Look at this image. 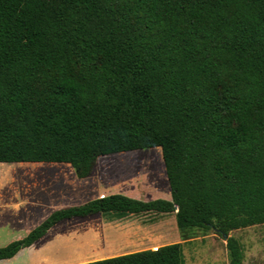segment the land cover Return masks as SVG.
<instances>
[{"label":"trees","instance_id":"obj_1","mask_svg":"<svg viewBox=\"0 0 264 264\" xmlns=\"http://www.w3.org/2000/svg\"><path fill=\"white\" fill-rule=\"evenodd\" d=\"M145 147L161 148L171 199L58 208L0 259L97 213L176 212L184 239L264 224V0H0V162L85 178ZM227 248L244 264L239 238ZM182 263L173 242L80 264Z\"/></svg>","mask_w":264,"mask_h":264},{"label":"rangeland","instance_id":"obj_2","mask_svg":"<svg viewBox=\"0 0 264 264\" xmlns=\"http://www.w3.org/2000/svg\"><path fill=\"white\" fill-rule=\"evenodd\" d=\"M110 192H124L144 200L170 199L161 148L100 156L86 178H79L74 168L64 162H0V246L25 236L57 208ZM51 232L38 249L49 250L56 259L75 253H84L89 259L98 257L108 248L105 236L113 233L124 238L121 251L141 250L182 238L174 212H146L123 219L101 214L75 217L59 223ZM228 236L239 238L244 264H264L263 223L231 230ZM181 245L182 264H230L227 238L214 230L196 228Z\"/></svg>","mask_w":264,"mask_h":264},{"label":"crops","instance_id":"obj_3","mask_svg":"<svg viewBox=\"0 0 264 264\" xmlns=\"http://www.w3.org/2000/svg\"><path fill=\"white\" fill-rule=\"evenodd\" d=\"M66 164H68V163H66ZM68 165H70V164H68ZM79 178H81V177H79ZM112 193H123V194L129 195V194L124 193V192H112ZM108 194H111V192L110 193H104V195H108ZM104 195H100V196H104ZM129 196H132V197L137 198L136 196H133V195H129ZM2 198L3 197L0 196V199H2ZM93 198H95V197H93ZM93 198H91V199H93ZM158 198H161V197H158ZM171 198H172V195H171ZM139 199H141V198H139ZM148 200H151V199H148ZM5 204L11 205L12 203H5ZM80 204H82V203H80ZM146 212L171 213V212H160V211H145V212H140V213H127V214H123V215L120 214V215H115V216L122 217V219H123V218L129 217V216L140 215V214L146 213ZM174 213H175V219H176V212H174ZM99 214H101V215H109V214H106V213H97V214H93V215L86 216L84 218L91 217V216H94V215H99ZM73 218H75V217H73ZM70 219H72V218H70ZM65 220H69V219H65ZM65 220H63V221H65ZM63 221H61V222H63ZM61 222H59V223H61ZM59 223H57L56 225H58ZM56 225H54L50 229V231H48L45 234V236H43L40 239H38L37 241H35L32 245H30L28 247H25V248H22L14 256H12L10 258L0 259V264H80V263H84V262L91 261V260L102 259V258H106V257H110V256H115V255L123 254V253L137 251V250L121 251L120 250V249H122L121 248V244H122V240L124 238L121 235H116L115 233H113L114 235H112V236H109V234L105 236V238H104L105 246H107L108 248L105 249L98 257L89 259V258H86V256H85L86 254H84V253L82 255H80L79 253H75V254L70 253V254H73V255H68L67 254L66 256H62L59 259H56L55 257H53V255L51 254L52 252H50L49 250L44 252V251H41V250L38 249L41 246V245L38 246V244L39 243H42L43 244V241L46 240V239H48V237L51 236V233H52L51 231L54 229V227ZM176 225H177L178 230L180 232V237H182L181 229L178 226L177 221H176ZM21 237H23V236H21ZM21 237H18V238H21ZM183 239L184 238L182 237L181 240L173 241V242H181L182 243V240ZM166 244H168V243H166ZM160 245H164V244L161 243ZM160 245H155L154 247H151L150 246L148 248H156V247H158ZM104 253H108V254H104Z\"/></svg>","mask_w":264,"mask_h":264},{"label":"water","instance_id":"obj_4","mask_svg":"<svg viewBox=\"0 0 264 264\" xmlns=\"http://www.w3.org/2000/svg\"><path fill=\"white\" fill-rule=\"evenodd\" d=\"M176 207H177V209H178V206H176ZM177 209H176V210H177ZM224 237L227 238V237H228V234L225 233V234H224Z\"/></svg>","mask_w":264,"mask_h":264}]
</instances>
